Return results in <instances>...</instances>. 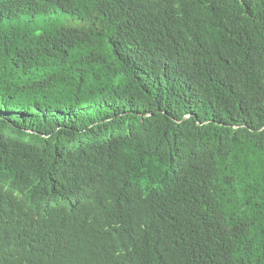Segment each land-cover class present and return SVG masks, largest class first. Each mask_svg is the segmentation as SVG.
Masks as SVG:
<instances>
[{"label": "trees", "instance_id": "trees-1", "mask_svg": "<svg viewBox=\"0 0 264 264\" xmlns=\"http://www.w3.org/2000/svg\"><path fill=\"white\" fill-rule=\"evenodd\" d=\"M0 264H264V0H0Z\"/></svg>", "mask_w": 264, "mask_h": 264}]
</instances>
